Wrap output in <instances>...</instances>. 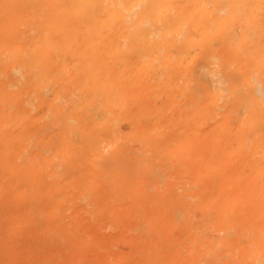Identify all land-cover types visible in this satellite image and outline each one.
Instances as JSON below:
<instances>
[{"label":"rangeland","instance_id":"374dc122","mask_svg":"<svg viewBox=\"0 0 264 264\" xmlns=\"http://www.w3.org/2000/svg\"><path fill=\"white\" fill-rule=\"evenodd\" d=\"M8 1L5 0L0 3V7L2 6L0 12L2 10V14L4 13L3 15L6 16L4 19L2 15L3 22L6 21L5 24L7 25L1 23L0 26L3 29L12 27L11 32H25L28 30L32 32V29L43 28V24L46 23L44 28L47 25L48 30L47 28L46 30L49 32L48 34L52 35L55 47L53 54L50 56L52 59L49 58L51 61L50 65L40 69L41 75L34 69L33 72L36 75L25 86L22 76L24 70L20 68L22 72L18 69L19 67L12 68L13 70H11L12 75L18 78V85L21 87L19 89L17 85L16 88L19 95L18 100H23L26 97L30 98L32 108L31 116L27 117L29 119L25 120L27 121L26 123L23 118L22 121L20 117L17 118V123L20 122L19 125L17 124L15 134L17 143L23 144V141L25 142L26 140L25 144L28 145V142H30L31 144L29 145L37 146L36 148L39 146H53L54 141L58 145L62 140H59L60 136L65 138L67 136L64 134H66L68 138H71V142H73L72 139H76L73 142L75 145H81L85 141L86 135L92 136V134H90L91 132H87L86 128L84 130L83 126L77 123L78 121L74 117V114L79 111L77 110L78 108L73 115L71 112L68 114L69 109H66L67 111L64 110L70 104V101L71 103L73 101L75 103L78 102V104L80 101L83 103L84 98L89 99L93 95L94 84L93 82L89 84V81L93 80L91 72L88 73V69L81 68L84 61L88 60V56L84 57L83 44L79 36H76L77 33L79 35L78 31H80L78 23H74L78 22V16L80 15V13L78 15V10H76L78 6L73 4V0V3H70L69 0H40V2L32 0L31 3L25 0H12L11 3L14 6H10V0ZM178 1L176 2L178 6L174 5L176 3H173L163 8V4L166 2H162L160 3L162 4L161 6L156 5L154 7L156 9H158L157 6L161 7L160 11L166 8L169 10L168 12L166 9V15L161 12L164 14V16L162 14L164 17L162 19L159 18L161 13L160 16L156 14L158 10L156 11L155 9L153 11L154 14H152L153 9L149 10L155 19L152 17L150 19L149 17L147 18V12L149 11H146L144 14L145 20L141 18L144 22L141 23V19H138L140 21L139 25L142 24L139 29L141 28L143 31L146 29L148 32L152 30L150 34H154L156 37L166 32L168 33H166L167 35L165 34L167 38L171 34L175 35L178 38V45L181 44L180 46H182H178L179 49L188 50V52L186 51L188 55L186 52L185 55L183 54L186 60L180 61L177 69L179 71L175 70L176 72L173 71L174 73L166 68L164 69L158 59L152 58L149 55L148 57L145 55L144 62H147L145 64L142 63L143 67L139 68V65L135 64L137 61L139 63L143 59L140 55L137 54L140 57H135L131 61L133 65L130 64L129 67V81L127 80L128 82L125 87L118 92V94H122L125 97L128 110H126V114L119 122L120 131L114 133L113 139L109 137L106 139L108 141L102 140L101 142L108 158L105 161H101L100 164L106 168L107 173L105 176H98V183L100 185L88 186L80 190L79 183H73L71 185L72 192L69 193L68 199L64 203L67 213L77 208L74 205L76 200H87L89 201L87 209H94L98 206L108 210L110 216L112 214V217L108 216V220H106L108 217L105 219L106 216L103 217L104 221H99L93 217L91 223L87 221L89 223L85 224V222L83 224L82 222L80 224L82 225L81 227L92 224L94 228L95 225H98L100 227L98 230L102 231L100 232L102 233L101 235L107 234L106 237L103 236L104 238L100 235L96 242L94 241L92 244L86 245L87 248L85 250L89 254L87 256L92 257L90 260V257L85 256L82 260H85L84 262H88V264L90 262L100 264L99 262L109 261L108 259L105 260V258L111 259V264H114L117 261L116 259H119L117 264H135L137 262L141 263V260L145 264H158L164 257L172 258L173 261L169 260L171 263L169 261L162 263L163 260L159 264H194L195 262L199 264H211L208 256L203 257L201 252L196 250H189L190 252H187L188 249H182L183 243L185 242L187 245L186 241H189L187 235L183 236V231L181 233V230H179L180 233L178 234L180 236L176 232H173L172 236L175 234L179 236H174V238L171 235L168 238L165 235L166 233H163L166 232L165 229L170 219L175 218L179 223L183 217L185 206L181 204L175 208L174 195L175 192H183L182 186L189 188V191L195 195L191 198V200L197 201L194 206L199 203L197 205L198 209H195L194 206L192 207L196 212L193 210L191 214H193L192 217L194 219H197V222L193 220L199 225L202 223H199V220H206L204 225L202 223V226H210L211 235L215 238L217 235L221 238V235L227 237L229 234L227 240L235 242L239 239L238 241L247 242V240L258 241L256 235H259L261 237L259 240H264V1L258 2L257 0L256 2L254 0V2L248 3L250 0H203V4L198 3L202 2V0H188V3L183 0ZM180 1L185 2V4L180 3ZM4 2L8 3V5L6 6ZM4 5L6 6L5 8ZM68 6L72 7V10L75 9L77 13L73 12V14ZM174 6L175 10L171 8ZM68 9L71 11L73 17L72 15L69 16L70 14L68 13L70 12H68ZM138 10L139 6L134 9L136 13ZM8 14L11 15V20ZM27 14L29 16L23 19V16ZM20 15L21 17H19ZM18 17L21 19H18ZM29 17L30 19H28ZM34 18L36 24L38 23L37 25L34 24ZM166 18H169V22ZM150 20L155 21L154 24ZM161 20L162 22L164 21L166 26L161 23ZM13 21L16 22L14 23ZM72 23H74V26L71 28L70 24ZM32 24L34 28L31 26ZM161 24L164 25V28H161L162 33H159L161 31ZM65 25L70 26L67 28ZM139 25L138 22L133 24L132 28H134V31L138 32L139 29L136 27ZM156 28L158 30H155ZM8 29L6 30L7 32L10 31ZM69 29L72 33L74 32V35L71 34ZM34 32L36 31L34 30ZM184 37L187 39H183ZM62 44H65L66 47ZM148 49L152 50L153 48L149 47ZM145 59L147 60L145 61ZM149 59L151 60L149 61ZM89 76L90 79L88 78ZM83 81L87 83L85 84L84 82L82 84ZM22 88L24 89L22 90ZM90 92L92 94H89ZM41 93L46 97V101L43 99L42 101L39 98ZM87 94H89V97ZM39 100L41 101L39 102ZM66 104L68 105L66 106ZM76 104H73L72 108ZM61 105L64 106L63 110ZM82 108L80 107V109ZM38 115L41 118L44 115L47 122L43 118L45 121L41 125L43 119L40 120ZM44 125L46 128L43 127ZM79 125L80 127L78 128ZM63 126L65 129L61 130ZM66 127L68 129L70 127V129L68 130ZM1 129L2 125L0 123ZM79 129L84 141L79 139ZM48 130L50 132L60 131L55 132V135L52 132L49 134L48 139H46ZM32 135L34 138H31ZM76 135H79L77 143ZM89 135L87 136L89 137ZM37 137L39 140H42L38 142ZM4 142L0 140V144H4ZM53 160L57 162L56 157ZM156 177L158 181H155ZM39 180L37 176H34L31 182L36 183ZM102 186L109 188L111 192L106 193ZM171 188L175 190L174 193H170L169 190ZM191 188L192 190H190ZM196 198L199 200H196ZM128 206L130 207V212L127 214L125 210H128ZM124 207H127V209H124ZM135 208L138 209L137 212ZM114 220L121 221L119 223L122 224H117ZM149 221L153 223L149 224ZM5 226H2L1 222L0 262H4L5 255L8 259L12 258L13 250L19 246V251L25 249V246L29 247L27 249H30V252L21 250L23 251L21 253L20 251V258L22 259L23 253L27 258L29 255H26L31 254L34 250L24 244H32L34 238L37 240L36 242L34 241L35 244H32V246L34 245V249H36L35 245L38 246V241H40L38 247L44 249L41 250L42 248H40L42 253L37 251L36 254H32L39 257L37 261L47 264L54 253V257L57 255L59 260L57 257L52 258L49 264H53L51 262L54 260H57L55 264L69 263L70 259L67 260V258L71 256L69 253L72 252L69 248V252L62 251V253L57 252L55 254L58 248L55 246L52 249L51 247L52 251L50 253V247H47L50 245H43L41 237L32 234V242L31 239L28 242L30 234L27 237L28 240L26 237H21L19 238L20 242H18L17 234L19 233L15 231L13 233L11 230L12 235L9 229V232L5 230ZM115 226H119V229ZM159 232L161 233V237L157 236ZM9 233L11 238L8 237ZM115 233L119 238L122 235L121 238L119 239ZM127 233L129 236L132 234L134 237L140 238L137 239L130 236L132 240H126V238H129L126 235ZM225 234L227 235L225 236ZM21 235L23 234L21 233ZM12 236H17L15 238L17 241ZM218 237L217 240L220 239ZM99 238H102L100 240L102 242L104 240L106 243H102ZM133 238L134 240L136 239L134 244L131 243L133 242ZM149 238L154 241V250H152L153 247L150 244L151 251H148L150 250L148 247L147 252H144L139 248V245L142 247L148 246L147 239ZM177 238L178 241L174 242V239ZM22 241L25 243H22ZM4 242L6 245H4ZM14 242H18V244ZM8 243L11 244L8 246ZM175 243L178 245L176 246L178 250L174 248ZM20 244L24 246L21 248ZM40 244L43 246H40ZM105 245L108 247L104 248V250H108V254L111 255L110 257L106 255L107 252L104 250L102 252L99 251ZM7 248L10 251L6 254L4 251H7ZM65 249L68 250L67 248ZM160 250H163V252L161 253ZM164 250L169 252L166 253ZM183 250L188 254L190 253V256L186 252L184 255ZM95 251L99 253L96 254ZM112 251L118 253L117 255L115 254L116 256L123 257L115 259L116 256L111 253ZM152 251H155L156 255H154L155 253L151 254ZM38 252L45 255V259L47 257V260L45 261ZM63 252L66 254L64 257L60 256ZM90 252L94 253L90 255ZM136 252L140 253V256ZM175 252L179 255L183 253L182 255L185 258L182 255L178 258L179 255H176ZM58 253L60 254L58 255ZM135 253L139 256L140 261L139 259L135 261ZM95 254L96 256L93 258ZM174 254L177 256V258L174 257L176 259L172 257ZM128 255L130 258L127 257ZM1 256H4L3 259ZM36 257L32 258L36 259ZM40 257L46 263L40 260ZM65 257H67L66 260H64ZM29 259H31V256H29ZM92 259L96 261L94 262ZM122 259L123 261H121ZM26 260L23 259L22 261L26 262ZM82 260L80 261L81 264ZM22 261L21 264H25ZM30 261L27 264H31ZM37 261L34 260L33 262L37 263ZM2 262L0 264H6ZM84 262L83 264H86ZM12 264L14 263L12 262ZM230 264H234V262Z\"/></svg>","mask_w":264,"mask_h":264},{"label":"bare ground","instance_id":"6f19581e","mask_svg":"<svg viewBox=\"0 0 264 264\" xmlns=\"http://www.w3.org/2000/svg\"><path fill=\"white\" fill-rule=\"evenodd\" d=\"M2 1H5V0H0V3H2ZM6 1H8V0H6ZM11 1L12 0H10V3H9L10 6L13 5L11 3ZM16 1H20V0H16ZM25 1L28 3H31L32 0H30V1L25 0ZM37 1L40 2V0H37ZM73 1H74V3H73ZM73 1L69 0L70 3L76 4V6H78V7H76V10H78V15L80 13V15L78 16L79 17L78 22H74L76 24L78 23V27L80 28V31H78L79 35L77 32H75V33H77L76 36H79V39L81 40V42L83 44V51H84L83 54L85 55V56L84 55L83 56L85 58H86V56H88V60L85 59L86 62L85 61H84V63L82 62L83 65H81V68L88 69L89 72L86 71L88 73L91 72L90 74H91V78H93V80L89 81V84H90V82H93V84L95 86V87L93 86V92L91 91L93 93V95L92 96L90 95L91 97L89 99L84 98V100H83L84 101L83 103H85L84 106H82L83 103L81 101L79 104H78V102H76L77 103L76 104L74 101L72 103L70 101L69 102L70 104L68 103L69 105L66 104V106L68 105L67 106L68 108L66 107L64 109V110L69 109L68 114H70V112H71L73 115L74 112H76L75 110L78 108L77 110H79V111L74 114V117H76L78 122L76 120L75 121L77 123H79L81 126H83L84 130L86 128V131L91 132L90 134H92V136H90L86 132V134L89 135V137L86 135V137H88L86 139V137L84 136L85 137V141H84V138L82 139L83 136L80 132L81 131L80 130L81 128H80L78 130V132H80V138L79 139L84 141L81 145L78 143L80 146L79 145L77 146V144L75 145L73 143L76 139L75 140L72 139L73 142H71V138L70 137L68 138V135H66V134H64V135L67 137L62 138V136H60L61 132L59 133V136L61 137V138H59V140H61V139L62 140L58 145H56L57 143H54L55 142L54 141L52 144L53 146H51V145L47 146V147L39 146L38 148H36L37 146L35 147L32 145H29V144H31L30 142H28L29 143L28 145L25 144L26 140H25V142L23 141V144L17 143V141H16L17 137L15 136L16 127H17V124L18 125L20 124V122L17 123V118L20 117L21 121L23 119L25 121L27 119V117L31 116L32 108L30 105V100H29L30 98L26 97L23 100L22 99L18 100L19 95H18V90H16L17 85H18V78L16 76L12 75L11 70H13L12 68H17V67H19L18 69L21 68L22 70H24V73H22V76L24 78L23 84L25 86V84L31 82L32 77L34 75H36L33 72L34 69H36L37 73L41 75L40 69L47 66V65L48 66L50 65L51 61L49 60V58L53 54L55 47L53 44L52 35L48 34L49 32L47 31L48 30L47 25H46L47 30H46V28H44L46 23L43 24V28L32 29V32L30 30L25 31V32H11V30L13 28L9 25L11 28H9L10 31L7 32L6 30L8 28H6L4 26V25H6L5 24L6 21L3 22V19H2V15L4 13L2 14V10L0 12V15H1L0 24L4 23L3 26L6 28V29H3V27L0 26V123L2 125V129L0 130V140H3V142L4 141L6 142V143L4 142V144L3 143L0 144V214H1L0 220L2 222V226L6 225L5 230L9 229L10 232L12 230V232L15 231L16 233H19V234H17L18 235V238H17L18 242H20L19 238L26 237V239H27L28 235H30V234L31 235L28 238L29 240L27 239L28 242L33 237V235H35L37 237H41L42 239L41 238L40 239H41V242L43 240V245L44 244L50 245V246H47L48 248L50 247V253L52 251L51 247H52V249H54L53 247H55V246H56V248H58V249H56L55 254L57 252L62 253V251L69 252V249H70L72 251L70 253H72V254L69 253V255H71V256L69 258L65 257L64 260H66V258H67V260L70 259V261H68L70 264H73V263L81 264L80 261L82 259H84L85 256L88 257L87 256L88 253L85 250V248H87L86 245L92 244L94 241L96 242V240H98V237H100V235L102 234V233H100L102 231L98 230V228H100V227H98V225H95V228H94V226H92V224L91 225L88 224V225H83V227H84L83 228V227H81L82 225H80V224H82V222H83V224L85 222H86L85 224H87L89 222L91 223L93 217H95L99 221H101V220L104 221L103 217L106 216L105 217V219H106L108 216L112 217V214L110 216L108 210L102 209L98 206L94 209H90V210L87 209V204H89L88 203L89 201H87V200L86 201L76 200L74 205L77 208H74L70 213H67L66 207L64 206V203L68 199L69 193L72 192L71 185L73 183L78 182L80 185V187H79L80 190L85 189L88 186H94V185L96 186L97 184H99L98 183L99 182L98 176H105V174L107 173L106 168L102 164H100L101 161H103V160L105 161L108 158L104 152V148L101 145V142H102V140L108 141L106 139H108L109 137H112L114 135V133L120 131L119 122L121 121V119L126 114V110H128V107H127L128 104L126 103L125 97L122 94H118V92H120V89L124 88L126 83L129 81L128 76L130 75L129 74L130 73L129 67H130V64H132L131 61L135 57L136 58L140 57V56L143 57V59L140 60L139 63H138V61H137V63H135V64L139 65V68H140V67H143L142 63L145 64L147 62L146 60L148 58L145 59L146 62H144V58L148 57V55H149L152 58L158 59L162 63L164 69L166 68L167 70H169L171 72H173V71L176 72L175 70L178 69V65H179L180 61L182 62V60L185 59L184 55H185L186 51L188 52V50L185 51V49L184 50H182L181 48L179 49L178 46H180L181 44L178 45V42H177L178 38L175 35L171 34L172 36L170 35L169 38H167L166 35L168 33L166 32L167 34L163 33L162 35L160 34V35H158V37H156L154 34H152V35L150 34V32H152V30L150 32H148L146 29H145V31L141 30V28L139 29L140 25H142V24L139 25V22L140 21H141V23L144 22L142 20L145 17L144 14L146 11L153 9L152 10V12H153L156 9L154 7H156V5L161 6L162 4H160V3H162V2L163 3L166 2L165 3L166 5L163 4V8H164V6L179 2L178 0H73ZM183 1H185L186 3L189 2L188 0H183ZM255 1L257 2V0H255ZM259 1L261 2L264 0H258V2ZM185 2L180 1V3H184V4H185ZM203 2L204 1L202 0V2H198V3L203 4ZM250 2H254V0L253 1L250 0L248 3H250ZM167 3H169V4H167ZM5 4H6V6L8 5V3H5ZM34 4H35V1H34ZM34 4H32V5H34ZM24 5H25V3H24ZM64 5H66V4H64ZM174 5H177V3ZM6 6L4 5V8ZM10 6H8V7H10ZM138 6H139V10L136 13L134 11V9H136ZM69 7L70 6H68V8ZM72 7L75 8V6H73V5H72ZM72 7H70L71 10H72ZM157 8L158 9H156V11L157 10L158 11L157 12L155 11L156 14H159V16H160V13L163 12L166 15L165 11L167 8L164 9L163 11L159 10V9H161V7L157 6ZM171 8L174 9L175 6L171 7ZM0 9H2V6L0 7ZM65 10H66V8H65ZM74 10L75 9L72 10V13L73 12L77 13L76 10L75 11ZM4 11H5V9H4ZM170 11H171V9H170ZM20 12L22 14L21 10H20ZM23 12H25V10H23ZM68 12H70L68 14H70L69 16H71L72 14H71V11H69V9H68ZM152 12H150V11L147 12L148 14L146 17L147 18L149 17V19L151 17L153 18L154 15H152V14H154V12L153 13ZM168 12H169V10H168ZM163 13H161V16L159 18L162 19V17L164 16ZM162 14H163V16H162ZM31 15H33V14H31ZM31 15H30V17H31ZM168 15H169V13H168ZM24 16H23V19L24 18L26 19V16H29V15L27 14ZM76 16H74V17H76ZM4 17H6V16L3 15V18ZM10 17H11V15H9V19H10ZM12 17L14 18V16H12ZM15 17H17V16H15ZM19 17H21V15ZM19 17H18V19H21ZM30 17L28 19H30ZM72 17H73V15H72ZM169 17H170V15H169ZM141 18H143V19H141ZM138 19L139 20L141 19V20L138 21ZM153 19H155V18H153ZM166 19L168 21L169 18H166ZM174 19H175V17H174ZM67 20H65V21L68 22ZM33 21L35 22V18ZM159 21H160V19H159ZM13 22L15 23L16 21H13ZM34 22H31V23H34ZM137 22L139 25L138 27H136L137 29H139L138 32L134 31V28H132L133 24L137 23ZM152 22L154 24L155 21H151V23ZM74 23L70 24L71 26L70 25H65V26H67V28L69 26L72 28V26H74ZM156 23H158V21H156ZM161 23L165 25L164 21L162 22V20H161ZM34 24H36V22ZM162 24H161V27L159 26L160 30H161L159 33H162L161 28H164L163 27L164 25H162ZM22 25H24V24L22 23ZM36 25H35V27H36ZM156 25H158V24H156ZM156 25H154V26H156ZM26 26H27V24H26ZM31 26L34 28L33 24ZM34 30L36 32H34ZM148 30H149V28H148ZM155 30H158V29L156 28ZM21 31H23V30H21ZM46 31H47V33H45ZM69 31H71V30L69 29ZM67 33H68V31H67ZM71 34L74 35V32L72 33V31H71ZM64 35H66V34H64ZM71 36H70V38H71ZM62 37H64V36H62ZM185 38L186 37H184L183 39H185ZM71 39H73V37ZM55 41H56V39H55ZM75 41H76V39H75ZM179 43H180V39H179ZM65 44L64 45L62 44V45L65 46ZM149 47H152L153 49L149 50L148 49ZM180 47H182V46H180ZM183 48H184V46H183ZM60 49H63V48H60ZM149 52H150V54H149ZM187 52H186V54H187ZM137 54L140 56H138ZM145 55H147V56L145 57ZM183 56H184V58H183ZM50 59H52V58H50ZM150 60L151 59H149V61ZM183 63H184V61H183ZM135 64H134V66H135ZM181 65H182V63H181ZM87 67H89V68H87ZM136 68H138V67H136ZM178 71L179 70H177V72ZM84 72H85V70H84ZM178 74H180V73H178ZM46 77H48V76H46ZM83 78H85V77L83 76ZM88 78L90 79V76ZM85 80L87 81V79H85ZM86 81H83L82 84L84 82L86 84L87 83ZM174 83H176V82H174ZM18 87H19V89L21 88L19 85H18ZM86 87H88V86H86ZM23 89L24 88H22V90ZM39 90H40V88H39ZM91 92L89 94H92ZM89 94H87L88 97H89ZM39 98L41 100L43 99L46 101V99H45L46 97H44V94H42V93L39 95ZM20 100H22V101H20ZM41 100H39V102ZM73 104H76L77 107L75 106L72 108ZM58 105L60 106V104H58ZM63 105L65 106V104H63ZM64 106H62V110H63ZM80 107H83V108L80 109ZM59 109H60V107H59ZM54 111L56 112V110H54ZM61 112H63V111H61ZM63 114H64V112H63ZM65 116H67V115H65ZM42 117L45 119L44 115ZM39 118H40V120L43 119V118H41V116H39ZM64 118H66V117H64ZM44 119L42 120L41 125L44 124L43 122L46 120V119L45 120ZM63 121L66 122L65 120H63ZM26 122L27 121H25V123ZM46 122H47V120H46ZM46 125H47V123H46ZM80 125L78 126V128L80 127ZM43 127H45V125ZM64 129H65V127L63 126V129H61V130H64ZM69 129H70V127H69ZM59 131L60 130H58V131L56 130L55 132H59ZM48 132H47L46 139H48V137L50 136L49 134H51L53 131L50 132L48 130ZM55 132H53L52 134H54ZM104 132H106V133L104 136H102V134ZM83 133H85V131H83ZM41 136H44V135H41ZM45 136H46V134H45ZM78 136L79 135H76V137H77L76 143L78 142ZM56 137H57V135H56ZM31 138H34V136L32 135ZM112 139H113V137H112ZM20 140H22V139H20ZM33 140H35V139H33ZM37 140H39V138ZM41 140L42 139H40L38 142H40ZM80 140H79V142L81 143ZM55 157L57 158V162H55L53 160ZM47 164H49V165H47ZM191 168H193V167H191ZM34 176H37L40 179L39 182H36V183L31 182V180ZM155 181H158L157 177L155 178ZM103 190L106 193L111 192V190L109 188L103 187ZM182 190H183V192H180V193H176L175 190L172 188L169 190L170 193L175 192V194H174L175 195V204H176L175 208L179 207L182 204L185 206V210H183V217L179 223L175 220V218H172L168 221L167 228L165 229L166 232H163V233H166L165 235L168 236V238L170 237L171 234H173V232H176L178 234V233H180L179 230H181V233L183 231V233H184L183 236L187 235V237L189 238V241L185 240L187 242V245L184 242L185 244L183 243L182 249H184V250L188 249L187 252H190L189 250H196L198 252H201L203 254L202 255L203 257L208 256L211 264H230L233 262H234V264L235 263L236 264H264V242H262L264 240L260 241L259 238H261V237L259 235H256V238L258 239V241H251L250 240L251 238H250L249 239L250 241L247 240V242L241 241V240L238 241L239 239L237 241L234 240L235 242H233V241L227 240V237L229 234L228 235L225 234V236L227 235V237H224L223 235H221V238L219 235H217V237L219 236L218 238H220L219 240H217V237L215 238L214 236L211 235V231H210L211 229H209L210 226L209 227L202 226V223L204 225V222L206 220L200 221L198 219L199 223L202 222L199 225L198 223H196L197 219H194V217H192V215H193V214H191L192 211L194 210V212H196L195 209L198 207L197 205L199 204L198 203L196 206H194L197 203V201L195 202L194 199L191 200L192 196L194 197L195 195H193V193L190 192L189 188H186V186H182ZM190 190H192V188ZM196 200H199V199L196 198ZM137 203L140 204L139 202H137ZM193 206L195 207V209L192 208ZM129 208L130 207L128 206V210L127 211L125 210V212H127V214L130 212ZM124 209H127V207H124ZM135 211L137 212L138 209H136ZM109 217L106 220H108ZM193 219L196 220V222ZM110 220H112V219L110 218ZM87 221H89V222H87ZM114 221L117 224L119 222H121V221L118 222L117 220H114ZM1 222H0V224H1ZM3 222H5V224H3ZM152 223L153 222L149 221V224H152ZM119 224H122V223H119ZM115 227H117L119 229V226H115ZM91 228H93V229H91ZM9 230H8V232H9ZM113 230H116V229H113ZM13 233H12V235H13ZM21 233L23 235L25 234V236L21 235ZM120 234H121V232H120ZM177 234H175L173 236L171 235V237L174 238V236H178V235L180 236V234H178V235ZM14 235H16V234H14ZM108 235H111V234H108ZM115 235H117V234L115 233ZM126 235L129 238H126V237H123V238H126V240H128V239L132 240L130 237V236H133L132 234L129 236L127 233ZM101 236L106 237L107 234L101 235ZM121 236H120V238H121ZM157 236L161 237V233L159 232ZM8 237H10V233H9ZM12 237H14V240L17 241V239H15L17 236L16 237L12 236ZM187 237H185V238H187ZM118 238H119V236H118ZM134 238L138 239L140 237L135 236ZM134 238H133V242H131L133 244H134V241H136V239L134 240ZM5 239H6V236H5ZM100 239L102 240V238H99V240ZM22 240L24 241V239H22ZM23 241H22V243H25ZM34 241L36 242L37 240L33 238V242H32V239H31L32 244L33 243L35 244ZM177 241H178V238L174 239V242H177ZM5 242H7V241H5ZM5 242H4V245H6ZM18 242H16V243L14 242V243L18 244ZM103 242H104V244L106 243L104 240H103ZM145 242H146V240H145ZM147 242H148V246L145 245L144 247L139 245L142 243H139L138 244L140 246L139 248L141 250H143L144 252H147L148 247L150 248V250H148V251H151V249H152L151 247H153L152 250H154V246H153L154 241L149 238V239H147ZM39 243H40V241L37 242L38 246H39ZM97 243H100V242H97ZM9 244H11V243H8L7 245L9 246ZM32 244H30V245L28 243L24 244V245L30 246V248L32 250H34L33 252H31V254H27V253H26L27 255L25 254L26 256H28V255L31 256V259H29V256H28L27 257L29 259L28 260L23 255L24 253L22 254V259L20 258L21 257L20 251L23 250L25 252H30L29 251L30 249H27L29 247L25 246V249H21L19 251L20 246L15 245V246H19V247H16V248L14 247L15 250H13L14 253L11 255L12 258H9L10 261L8 258H6V255H5L6 259L4 258V260H3L4 262H2V261L1 262L6 263V264H9V262H10V264H12V262L14 264H21V261L23 259H25V260L27 259L28 261L26 260V262H23V261L22 262L27 264V263H29L30 260H32V261H30L31 264H38L40 262V261H37V260H39V257H36L32 254H36L37 251L42 253V251H40V248H42V247H38L35 245L36 249H34V247H33L34 245L32 246ZM175 244H174L175 245L174 248L177 249L176 246H178V245H177V243H175ZM20 245H21V248L24 246L22 244H20ZM43 245L40 244V246H43ZM51 245H53V246H51ZM184 245H186V247H184ZM109 246H110V244H109ZM171 246H173V245H171ZM106 247H108V246L105 245V247H101L102 249H100L99 251L102 252V250H104V248H106ZM64 248H67V249L69 248V249L64 250ZM4 249H6V248L4 247ZM41 250H44V249L42 248ZM58 250H60V251H58ZM5 251H4V253L7 254L10 251V249L8 250V248H7V251L6 252ZM23 251H21V253ZM97 251H95L96 254L99 253ZM155 251H157V250L155 249ZM155 251H152L151 254L152 253L154 254ZM160 251H161V253L163 252V250H160ZM164 251L166 253L169 252L166 250H164ZM39 252H38V254H41ZM105 252H107L106 255H109L108 257L111 256L110 254H108L109 253L108 250ZM185 252L186 251H184V255H185ZM60 253H58V255ZM91 253L93 254L94 252H90V255H91ZM111 253H113L114 256H116L118 254V253H114L113 251ZM129 253H130V251H129ZM136 253L140 256V253H138V252H136ZM136 253L134 254L135 255V258H134L135 261H137L139 259V256ZM96 254L93 256V258L96 256ZM175 254L179 255L176 252H175ZM175 254H174V256H172L173 258L174 257L177 258V256ZM182 254L183 253H180L178 258ZM196 254H198V253H196ZM61 255H62V257H64L66 254H64V252H63V254H60V256ZM119 255H121V253H119ZM136 255H137V257H136ZM154 255H156V253ZM187 255L190 256V253L189 254L187 253ZM8 256H9V254H8ZM40 256H42V258L45 259V255L41 254ZM52 256H53L52 258L57 257V255L54 257V253ZM3 257L1 256L2 259H3ZM32 257H36V259H33ZM89 257L88 258L91 260L92 256H89ZM117 257L122 258L123 256H120V257L116 256L115 259ZM127 257H129V255ZM182 257L185 258V256H183V255H182ZM52 258L49 259V257H48L49 263L52 260ZM124 258H126V257H124ZM140 258H142V257H140ZM176 258H174V259H176ZM44 259L42 260L40 257V260H42L43 262H45L47 260V257H46L45 261H44ZM57 259H58V257H57ZM106 259H108L109 261H107ZM115 259H113V261H115ZM123 259L121 261H123ZM166 259H168V260H166ZM6 260H8V261H6ZM34 260H36L37 263L33 262ZM92 260H94V259H92ZM105 260L106 261H104V259H103L104 262H102V263L99 262V263L100 264H108V263L111 264L112 263L111 262L112 260L109 258H105ZM116 260L119 261V259H116ZM169 260L173 261L172 258L169 259L167 257L166 258L164 257L160 262L163 261L162 263H164V262L166 263V261L168 262ZM54 261L51 263L55 264L57 260H54ZM82 261L84 262L85 260H82ZM95 261L96 260H94V262ZM117 261H115L116 264H117ZM139 261H140V259H139ZM142 261L143 260H141V263L137 262L135 264H138V263L143 264L144 262H142ZM174 261H176V260H174ZM83 262H82V264H83ZM115 262H114V264H115ZM49 263L47 262V264H49ZM84 263L88 264V262H84ZM92 263L90 262V264H92ZM169 263H171V262L169 261ZM194 264H199V263L195 262Z\"/></svg>","mask_w":264,"mask_h":264}]
</instances>
